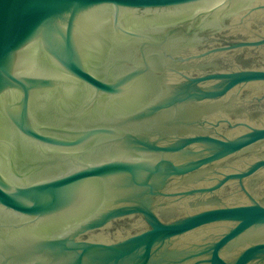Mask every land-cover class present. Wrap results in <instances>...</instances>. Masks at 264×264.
<instances>
[{
  "label": "water",
  "instance_id": "95a60500",
  "mask_svg": "<svg viewBox=\"0 0 264 264\" xmlns=\"http://www.w3.org/2000/svg\"><path fill=\"white\" fill-rule=\"evenodd\" d=\"M0 264H264V0H0Z\"/></svg>",
  "mask_w": 264,
  "mask_h": 264
}]
</instances>
